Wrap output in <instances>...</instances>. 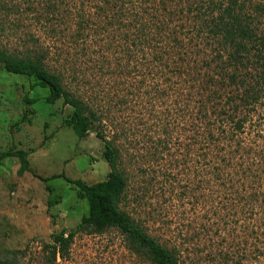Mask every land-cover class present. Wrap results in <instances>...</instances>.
Listing matches in <instances>:
<instances>
[{
	"label": "rangeland",
	"instance_id": "rangeland-1",
	"mask_svg": "<svg viewBox=\"0 0 264 264\" xmlns=\"http://www.w3.org/2000/svg\"><path fill=\"white\" fill-rule=\"evenodd\" d=\"M123 1L125 10L157 8V14L169 16L177 1L191 0ZM118 5L112 0H0V46L20 48L26 35L34 32L43 38L52 28L65 38L81 19L103 23L115 15ZM37 16L51 18L54 24L35 26L32 20ZM18 19L22 25L16 30ZM93 25L86 31H96ZM128 31L108 27L99 32L110 36ZM63 39L58 38L56 47L75 53L77 49H69ZM47 41L54 45V39ZM127 49L107 51V67L99 63L102 57L93 44L74 67L82 98L106 117L98 130L120 153L117 170L127 180L120 210L158 243L175 248L181 264H264V108L237 136L244 141L240 148L238 140L224 147L227 155L237 153L213 171L202 137L191 132L188 84L182 83L179 93L171 74L163 81L156 65L144 60L150 57L129 54ZM47 65L55 70L52 62ZM70 74L63 81L67 89ZM28 87L26 79L0 69V155L25 152L32 172L43 178L64 173L88 185L104 180L110 170L96 134L79 140L70 128L61 126L71 108L60 101L49 104L45 90L32 92ZM26 94L37 99L30 107L31 123L15 128ZM199 127L201 133L204 124ZM18 171L16 158L0 159V259L47 264L50 237L74 229L87 213L86 203L59 179L47 184L61 196L59 204L48 208L45 184ZM52 264L150 263L130 252L123 236L111 228L99 234L77 233L67 259Z\"/></svg>",
	"mask_w": 264,
	"mask_h": 264
},
{
	"label": "trees",
	"instance_id": "trees-1",
	"mask_svg": "<svg viewBox=\"0 0 264 264\" xmlns=\"http://www.w3.org/2000/svg\"><path fill=\"white\" fill-rule=\"evenodd\" d=\"M112 1L120 7L115 15L105 17L103 23L95 25L81 19L76 23L75 31L65 36L68 48L77 49L73 54L63 51L61 46L56 47L58 38L63 39L64 35L53 28L43 38L34 32L26 35L20 48L11 50L0 46L1 70L26 79L32 92L35 88L45 90L49 104L60 101L63 107L71 108V113L61 122L63 128H70L79 140L90 133L96 134L103 144V160L110 170L106 178L88 185L81 180H72L64 173L39 177L30 169L27 154L22 151L2 153L0 159L16 158L19 175L30 173L45 184L48 208L60 203L61 196L47 185L59 179L72 186L76 198L86 203L87 213L74 229L50 237L51 243L46 246L47 264L55 263L56 259H67L77 233L99 234L111 228L123 236L130 252L150 264H181L175 248L169 249L158 243L139 223L120 210L127 187L126 178L117 170L120 153L113 141L98 130L106 117L93 103L82 98L74 67L79 58L87 57L93 44L97 47L96 55L102 57L99 63L107 67L110 63L107 51L116 52L126 46L129 54L135 51L141 53L142 58L150 57V61L144 60L156 65V74L163 81L171 74L179 93L181 84H188L193 104L191 132L195 138L202 137L209 160L213 162V171H219L220 164L237 153L236 150L227 155L224 147L238 140L237 148H240L244 141L237 136L243 134L254 115L264 108V1H177L174 13L169 16L157 14V8L142 9L141 12H136L134 7L125 10L123 0ZM32 21L33 25L45 28L53 25L55 20L37 16ZM21 25L22 20L18 19L13 27L18 30ZM92 25L97 30L86 31ZM108 27L129 31L110 36L100 33ZM49 39H54V45L48 44ZM48 61L52 62L54 71L50 70ZM68 72H71L70 83H67L69 89L63 84ZM36 102V98H29L27 94L22 97L24 111L13 127L31 123L33 111L30 107ZM200 122L204 124L201 133ZM0 264L19 263L0 259Z\"/></svg>",
	"mask_w": 264,
	"mask_h": 264
}]
</instances>
